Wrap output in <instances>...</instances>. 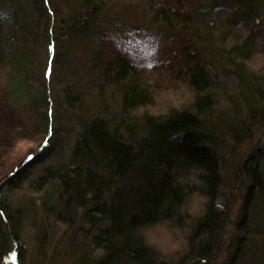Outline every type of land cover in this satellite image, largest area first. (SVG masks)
<instances>
[{
	"label": "trees",
	"instance_id": "trees-1",
	"mask_svg": "<svg viewBox=\"0 0 264 264\" xmlns=\"http://www.w3.org/2000/svg\"><path fill=\"white\" fill-rule=\"evenodd\" d=\"M48 39L51 88L37 52ZM77 47L80 72H70ZM260 55L264 0H0V84L46 132L41 171L2 182L9 258L18 261L20 217L35 197L61 225H86L75 231L101 252L84 264H211L227 221L224 156L258 132L235 166L246 192L225 264H264ZM237 98L244 118L227 109ZM162 226L181 241L168 253L153 239Z\"/></svg>",
	"mask_w": 264,
	"mask_h": 264
},
{
	"label": "rangeland",
	"instance_id": "rangeland-1",
	"mask_svg": "<svg viewBox=\"0 0 264 264\" xmlns=\"http://www.w3.org/2000/svg\"><path fill=\"white\" fill-rule=\"evenodd\" d=\"M49 10L52 11V6ZM48 42L49 39L45 42L40 40L37 44V52L41 60L39 66H41L42 79L46 82V87L49 86L51 88L54 85L53 74L50 79L43 77L44 70L48 72L52 68V65H50L46 69L47 56L49 55ZM121 44H123L122 41H119L120 50L122 49ZM127 45L128 48L129 44ZM131 46L134 47L133 45ZM80 51V47L70 48L69 58L77 60L70 67V72H80L76 70L80 61ZM159 53L162 52L154 51L149 57L153 59ZM256 65L262 69L264 68V56H258ZM237 99L238 102L236 101L234 105L228 104L227 109L230 110L231 116H234V114H238L239 108L242 113L239 116L244 118L248 114V107L242 105L244 102L240 98ZM221 105L225 104L221 103L216 106L215 114L220 112ZM34 118L32 111L13 104L4 87L0 84V199L8 195L7 189L2 184L4 180L37 173L43 168L44 163L38 162L37 156L42 150L40 144L46 140V132L34 131ZM52 118H54V115H52ZM53 125L55 128L54 123H52ZM258 134L257 132L253 139L251 138L252 140L244 146L242 152L236 151L235 154L226 152L224 156V189L219 203L221 209L226 213L227 221L218 239L219 249L214 255L211 264H225L233 256L236 246L235 242H233V236L237 233L233 220L242 206L246 192L245 186L239 183V178L237 179L235 166L245 158L251 147L263 141L262 136ZM69 135L70 133L66 132L63 135L64 139H69ZM30 153L35 154V157L32 156L29 159ZM29 197L30 194L26 195V198ZM192 203L197 205L198 199L193 197ZM27 208V215L22 214L20 217V223L23 224L21 225L20 239H18L19 241H17L16 245L18 261L15 263L12 260L14 258H9L12 254L10 247L0 244V264H84L86 256H89V254L94 256L101 252L99 249L94 248L95 250H92L93 248H90V238L86 234H80L75 231L77 227L83 228L86 226L85 224L81 225L80 223L82 222L76 221L72 227L61 225L60 222L55 221L53 215H49L46 212L47 207L41 200L38 201L35 197L33 202L29 200ZM154 231L153 235L155 236L153 239L163 246L162 249L166 253L180 246L181 241L174 238L173 232L169 231L168 228L166 229L165 226L159 227ZM258 246L256 241H251V244L246 249L247 254H249L248 251H252L255 248V251H257Z\"/></svg>",
	"mask_w": 264,
	"mask_h": 264
},
{
	"label": "snow or ice",
	"instance_id": "snow-or-ice-1",
	"mask_svg": "<svg viewBox=\"0 0 264 264\" xmlns=\"http://www.w3.org/2000/svg\"><path fill=\"white\" fill-rule=\"evenodd\" d=\"M31 157H29V159H30Z\"/></svg>",
	"mask_w": 264,
	"mask_h": 264
}]
</instances>
